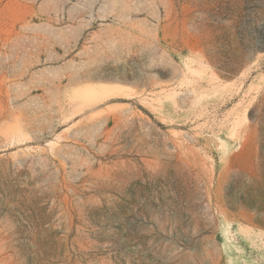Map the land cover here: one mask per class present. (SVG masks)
<instances>
[{"label":"rangeland","instance_id":"obj_1","mask_svg":"<svg viewBox=\"0 0 264 264\" xmlns=\"http://www.w3.org/2000/svg\"><path fill=\"white\" fill-rule=\"evenodd\" d=\"M0 264H264V0H0Z\"/></svg>","mask_w":264,"mask_h":264}]
</instances>
